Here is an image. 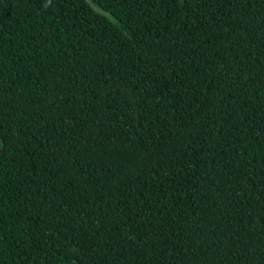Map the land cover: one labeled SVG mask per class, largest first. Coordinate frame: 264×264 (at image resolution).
I'll list each match as a JSON object with an SVG mask.
<instances>
[{"label": "trees", "instance_id": "obj_1", "mask_svg": "<svg viewBox=\"0 0 264 264\" xmlns=\"http://www.w3.org/2000/svg\"><path fill=\"white\" fill-rule=\"evenodd\" d=\"M0 264H264V0H0Z\"/></svg>", "mask_w": 264, "mask_h": 264}]
</instances>
